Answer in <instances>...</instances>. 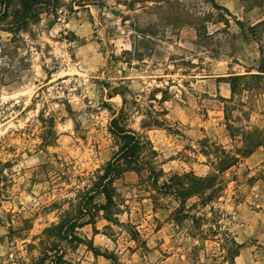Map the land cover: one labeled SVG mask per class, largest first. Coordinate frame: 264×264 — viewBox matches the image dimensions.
I'll use <instances>...</instances> for the list:
<instances>
[{
	"label": "rangeland",
	"instance_id": "rangeland-1",
	"mask_svg": "<svg viewBox=\"0 0 264 264\" xmlns=\"http://www.w3.org/2000/svg\"><path fill=\"white\" fill-rule=\"evenodd\" d=\"M167 1L51 0L25 32L0 29V264H39L52 244L70 264H231L232 239L235 264H264V144L243 156L250 133L264 141V77L235 95L228 83L257 75L264 0ZM115 118L151 143L160 185L216 181L179 212L128 172L117 220L100 214L78 230L89 242L60 243L55 228L90 195L105 203L93 191L121 145Z\"/></svg>",
	"mask_w": 264,
	"mask_h": 264
},
{
	"label": "trees",
	"instance_id": "trees-1",
	"mask_svg": "<svg viewBox=\"0 0 264 264\" xmlns=\"http://www.w3.org/2000/svg\"><path fill=\"white\" fill-rule=\"evenodd\" d=\"M207 2L214 5L216 9H222L221 7L215 5L213 0H206ZM170 1L168 0L167 3ZM50 7L51 0H0V29L7 24L9 27L6 32L11 34L25 32L30 26L33 20L39 18L40 11L42 7ZM226 12L227 9H223ZM185 18L190 24L201 20L196 14L191 12L185 13ZM226 25L229 21H226ZM237 26L241 31L245 32V25L240 21H236ZM264 26V21L251 27V31H257L259 27ZM205 32V25H203ZM201 28V29H202ZM197 27L199 37L202 35V30ZM262 41H260V44ZM260 52L263 55V60L257 70V75H245V76H234L230 77L229 85L231 87L232 95L237 93L238 87L241 82H245L248 79L257 80L264 77V45H261ZM110 132L120 140V147L118 151L114 154L111 160L105 166L103 173L99 176L96 183V190L93 193H99L104 197L105 203L102 205H97L94 203L95 195L92 194L88 197V200L79 209L78 214L72 220L63 223L61 226L55 228L58 232L57 236L60 243L67 242L71 245L84 244L89 242L85 239L79 237L78 230L83 229L86 226H92L95 229L96 220L103 214L102 217L108 222L116 221V216L118 215V208L115 201L116 189L114 184L117 180H120L128 172H136L140 174L146 171L149 175L155 189L177 196L180 200L181 210L185 209V204L187 198L194 196L191 194H203V192L210 186L212 182H215V178L211 179H195L196 184L192 187L193 191L181 189L176 191L174 187L170 184L173 182L171 179L169 182H164L160 185V180L164 175L162 169H158L156 164L157 154L151 143L143 136L139 135L131 129H127L122 126L120 118H115L110 123ZM262 131L255 130L249 134L251 141L249 145L245 146L243 151V156H250L254 150L258 147L263 146ZM238 162L237 158H231L228 163L227 169L234 166ZM175 186H182V183H177ZM230 246L227 249L229 260L231 264H235L234 260L240 256L243 245L237 243L234 239L229 241ZM95 253L99 252L93 247L91 243L90 247ZM116 262V259L108 257ZM39 264H70L68 263L63 254L62 250L57 244H52L48 247L44 257L40 260Z\"/></svg>",
	"mask_w": 264,
	"mask_h": 264
}]
</instances>
